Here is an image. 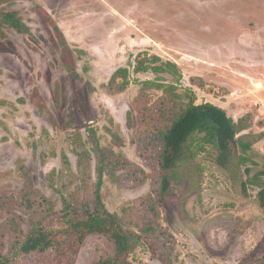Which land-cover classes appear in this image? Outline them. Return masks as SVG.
Instances as JSON below:
<instances>
[{"label": "rangeland", "instance_id": "374dc122", "mask_svg": "<svg viewBox=\"0 0 264 264\" xmlns=\"http://www.w3.org/2000/svg\"><path fill=\"white\" fill-rule=\"evenodd\" d=\"M1 8L19 11L31 32L4 27L0 37V254L19 230L56 215L63 195L78 204L93 198L95 133L127 161L102 191L136 236L129 262L264 264L258 189L245 192L214 146L179 163L160 200L150 135L167 122L165 94L142 83L190 89L197 103L235 120L250 114L244 133L263 134L253 170L264 169V0H0ZM145 54L176 63L181 76L136 72ZM121 67L131 83L112 91L106 85ZM77 244L14 264H96L116 252L100 233Z\"/></svg>", "mask_w": 264, "mask_h": 264}, {"label": "trees", "instance_id": "16d2710c", "mask_svg": "<svg viewBox=\"0 0 264 264\" xmlns=\"http://www.w3.org/2000/svg\"><path fill=\"white\" fill-rule=\"evenodd\" d=\"M4 27L16 29L19 33H30V26L24 21L19 11L0 9V37H4ZM60 37L65 38L60 27L55 26ZM152 70L156 74L170 73L181 76L178 65L172 61H164L157 55L145 54L139 57L136 72ZM121 77L122 80H118ZM128 67L118 68L106 85L112 91H124L131 83ZM144 87L156 86L163 90L161 109L164 110L166 124L151 131V146L157 150L153 159L158 167L160 176V200L165 197L176 168L182 161H189L198 151L204 150L206 145L214 146L218 150V163L234 172V179H240L242 189L247 192L250 187L258 189L257 198L264 206V169L254 172V144L263 134L244 133L249 128L250 114L235 120L228 112L211 102L197 103L196 94L190 89L180 92L174 83H163L153 80L142 82ZM95 142L97 156L96 183L92 191L93 198L80 204L62 196L63 208L51 212L32 224L29 230H19L8 254H0V264H14L19 257H41L45 254L63 252L62 244L69 239H76L77 245L83 243L88 234L100 233L107 236L115 244V255L111 259L98 261L96 264H132L127 255L132 252L136 244V236L129 231L120 216L111 212L103 198V186L106 177L114 176L117 170L124 166L125 161L113 151L101 147L95 133L91 134ZM194 145H197L195 150ZM187 150L192 155H187ZM198 150V151H197ZM242 168V175L238 171ZM54 216V219L51 217ZM67 248V247H66ZM67 251L72 252L71 246ZM34 264V262H33Z\"/></svg>", "mask_w": 264, "mask_h": 264}]
</instances>
